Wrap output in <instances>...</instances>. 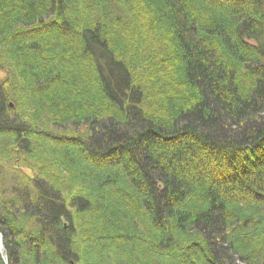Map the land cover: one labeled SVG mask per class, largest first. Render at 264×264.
Wrapping results in <instances>:
<instances>
[{
  "label": "trees",
  "instance_id": "obj_1",
  "mask_svg": "<svg viewBox=\"0 0 264 264\" xmlns=\"http://www.w3.org/2000/svg\"><path fill=\"white\" fill-rule=\"evenodd\" d=\"M1 73L16 161L117 169L6 170L8 264H264V0H0Z\"/></svg>",
  "mask_w": 264,
  "mask_h": 264
},
{
  "label": "rangeland",
  "instance_id": "obj_2",
  "mask_svg": "<svg viewBox=\"0 0 264 264\" xmlns=\"http://www.w3.org/2000/svg\"><path fill=\"white\" fill-rule=\"evenodd\" d=\"M5 77H6V75L4 73L0 74V80L1 79L5 80ZM11 140H12V138L10 136H7V135L6 136L4 135L3 137H0V166L2 167V170H0L1 179H3L5 177L4 176L5 174H11V173L16 174L17 172H20V171H21L22 175L25 174L24 176H30L31 178L40 177V179L44 180V181H47V180H45V178H47V179L50 180V183H48V184L56 185V186H59V187L62 186L64 188L68 189L67 191H65V190L63 191V192H66L65 197L67 199L70 198V193L71 192L72 193H75V192L76 193L77 192L82 193V191H85L87 189V187H88V184H89V180L88 179L89 178L83 176L82 174H80V170L82 168V167L81 168L79 167V166L82 165L81 160L85 161L86 165H84V166H87V167L91 166V167L97 168L98 170H100L101 173H106L107 175H110V174H114V172H117L116 167L111 168V167H109L108 164L101 165V164H99V163H97V162H95L93 160L91 161V160L85 159L83 157L82 153L79 152L78 150L71 149V152H72L73 155L72 154H68L67 151L63 150L62 148L59 149V151H58V149H57L58 146H55V147H56V150H57L56 152L59 155H55L54 156L53 154L48 153V155H50V156L45 155V156L39 158V159H41V161L38 164H36L35 161H33V160L29 161L30 165H28L27 161L26 162L25 161L18 162V161H16V159H14L15 153L13 152V147L10 144ZM63 153H67L69 156L71 155V156L74 157V160L76 161L75 163L79 167L78 168V174L79 175H75V174L67 172V174H69V176H66V174H64L62 171H58L60 164L56 166V168H58V170H56V168L52 164L53 163L52 162L53 156H54V160H55L54 163H59V162L63 163V161H64ZM16 156L18 157V155H16ZM5 166L7 168L4 170L3 167L5 168ZM30 166H32V168ZM61 166H62L63 170L66 169L65 167H63V165H61ZM20 169H23L24 171H22ZM6 170L10 171V173H5ZM55 171L57 172L58 175L61 173L60 175L66 176V177H64L66 179V183H65L66 185L54 183L55 181L53 182V179L57 178V175L54 174ZM77 176H78V178H77ZM57 181L58 182L59 181L60 182H64L62 177L60 179H58ZM94 181H93V183H91L92 185L94 184ZM93 186L97 187L96 184H94ZM8 188L12 189V186L9 185ZM10 189H9V191H10ZM263 233L264 232H263V230L261 228L258 229V230H252L251 234H253V235L251 237L252 238L251 242L257 241L258 238H260L259 236H261ZM3 239H4V235H3ZM3 242H4V240H3ZM0 253H1V251H0ZM5 253H6V249H5ZM1 255H2V258H3V254L2 253H1ZM84 255H85V253L82 251V254L80 255V259H82V257H84ZM23 259H24V262L33 264L32 261L34 260V257L30 258L29 256H26V258L23 257ZM90 259H91V257L88 255V260H90ZM41 260H44V259L41 258ZM39 262H40V256H39ZM8 263H9V260H8ZM238 264H246V263L238 261Z\"/></svg>",
  "mask_w": 264,
  "mask_h": 264
},
{
  "label": "water",
  "instance_id": "obj_3",
  "mask_svg": "<svg viewBox=\"0 0 264 264\" xmlns=\"http://www.w3.org/2000/svg\"><path fill=\"white\" fill-rule=\"evenodd\" d=\"M3 235L2 233L0 232V251L1 253L3 254V260H4V263L5 264H8V256L7 254L5 253V246H4V242H3Z\"/></svg>",
  "mask_w": 264,
  "mask_h": 264
}]
</instances>
